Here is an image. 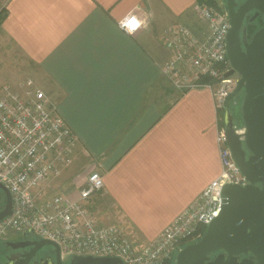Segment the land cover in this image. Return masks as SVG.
I'll return each mask as SVG.
<instances>
[{
	"label": "crops",
	"instance_id": "crops-1",
	"mask_svg": "<svg viewBox=\"0 0 264 264\" xmlns=\"http://www.w3.org/2000/svg\"><path fill=\"white\" fill-rule=\"evenodd\" d=\"M198 2L0 0L1 32L78 140L70 167L46 186L76 197L87 174L99 171L103 187L86 205L137 247L221 169L213 89L179 92L162 74L170 55L163 32L174 23L197 27ZM129 12L142 20L132 34L117 24Z\"/></svg>",
	"mask_w": 264,
	"mask_h": 264
},
{
	"label": "built area",
	"instance_id": "built-area-1",
	"mask_svg": "<svg viewBox=\"0 0 264 264\" xmlns=\"http://www.w3.org/2000/svg\"><path fill=\"white\" fill-rule=\"evenodd\" d=\"M198 25L174 23L163 32L169 58L162 74L180 92L208 86L218 107L231 92L239 75L230 69L225 36V11L204 2L193 5ZM134 33L142 25L133 12L117 22ZM207 80V81H206ZM243 129H237L241 132ZM221 169L184 210L152 241L137 247L114 223L102 224L86 205L103 187V175L90 171L77 196L65 192L48 195L46 182L70 167L78 146L76 134L59 114L46 92L27 78L17 88L0 85V183L10 192L11 214L0 219V236L25 234L54 241L64 256H116L123 264H172L174 254L199 237L220 211V191L226 183L247 184L226 145L224 129L216 134Z\"/></svg>",
	"mask_w": 264,
	"mask_h": 264
},
{
	"label": "water",
	"instance_id": "water-1",
	"mask_svg": "<svg viewBox=\"0 0 264 264\" xmlns=\"http://www.w3.org/2000/svg\"><path fill=\"white\" fill-rule=\"evenodd\" d=\"M230 27L225 36L230 69L239 78L222 102L226 145L247 184L226 183L220 191L219 213L195 240L184 244L174 254L172 264H264V29L255 33L242 51L238 38L239 22L232 13L233 0H224ZM255 0L247 1L254 4ZM244 7H240L238 13ZM242 89L240 104L242 131L232 120L231 98ZM4 203L0 219L11 214L12 198L0 183ZM34 234L33 230H29ZM13 247L31 245L28 254L47 245L59 246L47 238L7 241ZM70 264H123L116 256L71 255ZM17 263V262H16ZM1 264V263H0Z\"/></svg>",
	"mask_w": 264,
	"mask_h": 264
},
{
	"label": "flooded vegetation",
	"instance_id": "flooded-vegetation-1",
	"mask_svg": "<svg viewBox=\"0 0 264 264\" xmlns=\"http://www.w3.org/2000/svg\"><path fill=\"white\" fill-rule=\"evenodd\" d=\"M249 0H233L232 13L238 20V38L242 51H245V45L250 43L255 33L264 29V0H255L254 4H248ZM224 11L226 12L225 1L223 2ZM244 7L239 15H236ZM228 17V16H227ZM228 24L229 18H228ZM228 27V29H229ZM0 244V263L1 264H70L69 256H64L59 248L47 245L43 246L32 253V246L13 247L7 244V241H25L37 238L35 234H15ZM17 262V263H16Z\"/></svg>",
	"mask_w": 264,
	"mask_h": 264
},
{
	"label": "rangeland",
	"instance_id": "rangeland-1",
	"mask_svg": "<svg viewBox=\"0 0 264 264\" xmlns=\"http://www.w3.org/2000/svg\"><path fill=\"white\" fill-rule=\"evenodd\" d=\"M223 2H224V0H220L219 4H216V6H213V5H211V6L217 7L218 9L224 11ZM204 3H206V2H204ZM206 4H208V3H206ZM2 11H3V9H0V13ZM0 29H1V27H0ZM27 78L32 79V77H30V75L27 74V72H26L25 59H23L22 55H20L18 48L10 40H8L0 30V85L8 84L12 88H17ZM169 84H170V82H169ZM242 97H243V91H242V89H240L231 98L230 110L232 112L233 123L237 129L242 128V119H241V115H240V104H241ZM221 118L222 117L219 116V120H218L219 121V123H218L219 128H223V122H222L223 118L222 119ZM46 192L48 195H51V194L59 192V191L57 189L46 186ZM0 194L2 195V199H1L0 203L3 204L4 203V194H3L1 189H0ZM98 219H99V217H98ZM114 224H116V223H114ZM11 236L14 237L16 235L11 234L7 238H3L0 236V244L3 240H7ZM195 239H193V240H195Z\"/></svg>",
	"mask_w": 264,
	"mask_h": 264
},
{
	"label": "trees",
	"instance_id": "trees-1",
	"mask_svg": "<svg viewBox=\"0 0 264 264\" xmlns=\"http://www.w3.org/2000/svg\"><path fill=\"white\" fill-rule=\"evenodd\" d=\"M199 2H202L203 0H198ZM204 2L208 3L209 5H213V6H216V3L213 1V0H205ZM217 8V7H216ZM4 12L2 11L0 13V24H1V21L2 19L4 18ZM207 81V80H206ZM218 113H219V116L220 117H223V109H222V106L221 107H218ZM222 119V118H221ZM222 122H223V119H222ZM2 199V195L0 194V201ZM3 204L0 203V207L2 206ZM197 239V238H196ZM193 240H189L188 242H191ZM187 242V243H188Z\"/></svg>",
	"mask_w": 264,
	"mask_h": 264
}]
</instances>
